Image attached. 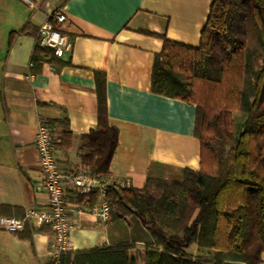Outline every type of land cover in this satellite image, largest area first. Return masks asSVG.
Listing matches in <instances>:
<instances>
[{
    "label": "crops",
    "instance_id": "1",
    "mask_svg": "<svg viewBox=\"0 0 264 264\" xmlns=\"http://www.w3.org/2000/svg\"><path fill=\"white\" fill-rule=\"evenodd\" d=\"M31 1L34 10L21 0H0V217L47 205L33 146L44 120H68L70 143L53 149L58 170L89 172L80 155L87 149L82 138L98 125V82L107 125L117 131L104 180L139 189L157 166L198 171L195 106L153 93L151 72L162 37L197 48L212 0ZM53 12L65 16L64 54L33 64L39 27ZM90 207L69 209L71 251L109 242V219L101 221ZM129 221L138 245L148 241L139 222ZM50 243L51 229L37 225L17 234L0 229V264H41L55 255Z\"/></svg>",
    "mask_w": 264,
    "mask_h": 264
},
{
    "label": "trees",
    "instance_id": "2",
    "mask_svg": "<svg viewBox=\"0 0 264 264\" xmlns=\"http://www.w3.org/2000/svg\"><path fill=\"white\" fill-rule=\"evenodd\" d=\"M209 8L197 48L162 37L150 85L159 96L195 106L200 169L157 166L139 189L68 191L70 205L92 206L105 189L109 242L41 264H264V0H212ZM35 41L33 64L56 58ZM102 86L97 129L82 138L87 149L80 155L98 180L108 179L117 134L107 125ZM42 125L53 149L68 146L66 118ZM131 216L149 235L141 245L131 236Z\"/></svg>",
    "mask_w": 264,
    "mask_h": 264
},
{
    "label": "built area",
    "instance_id": "3",
    "mask_svg": "<svg viewBox=\"0 0 264 264\" xmlns=\"http://www.w3.org/2000/svg\"><path fill=\"white\" fill-rule=\"evenodd\" d=\"M29 8L36 7L31 0H21ZM65 23V16L61 12H53L52 16L42 23L37 34L40 46L52 50L53 54L61 57L67 46V40L60 31V25ZM32 67V63L28 64ZM33 139V146L37 151L39 171L43 175L42 188L48 198L45 207L28 208L22 218L0 217V229L7 233H22L28 226L46 225L51 229L50 247L55 255L70 250V233L74 224L70 219V208L78 209V205H70L67 202L68 191L76 190L79 194L86 195L99 185L103 187H124L121 184L111 183L107 180L96 179L87 170H78L72 174L60 172L53 158V146L51 133L46 126H37ZM99 191V199L90 207L92 213L101 221L109 219L110 209L106 202L105 189Z\"/></svg>",
    "mask_w": 264,
    "mask_h": 264
},
{
    "label": "rangeland",
    "instance_id": "4",
    "mask_svg": "<svg viewBox=\"0 0 264 264\" xmlns=\"http://www.w3.org/2000/svg\"><path fill=\"white\" fill-rule=\"evenodd\" d=\"M187 252H188L189 254H194V253H196V252H197V246H196V245H194V246H190V247L187 249ZM237 264H239V263H237Z\"/></svg>",
    "mask_w": 264,
    "mask_h": 264
}]
</instances>
